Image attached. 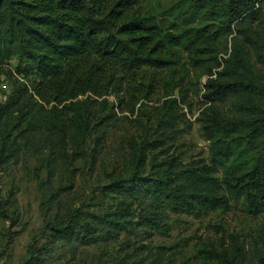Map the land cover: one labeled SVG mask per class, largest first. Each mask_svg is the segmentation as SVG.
Wrapping results in <instances>:
<instances>
[{"label":"trees","instance_id":"obj_1","mask_svg":"<svg viewBox=\"0 0 264 264\" xmlns=\"http://www.w3.org/2000/svg\"><path fill=\"white\" fill-rule=\"evenodd\" d=\"M179 2V22L166 29L139 11V0H0V76L13 80L0 103V123L13 116L15 129L24 124L17 137L36 132L53 145L51 180L56 161L66 163V145L89 133V103L99 98L104 103L122 89L145 97L159 86L140 71L175 64L171 50L182 49L208 75L196 121L210 142V164L179 168L170 162L152 178L138 173L143 160L136 156L134 174L112 179L104 189L124 206L128 200L147 201L150 209L138 223L152 229L164 226L167 210L207 214L229 208L231 200H241L247 214L264 217V0ZM194 17L197 24L188 25ZM12 59L15 72L1 65ZM170 127L166 121L165 138ZM125 217L103 213L47 225L55 242L75 247L114 237L132 223ZM244 251L235 240L229 248L222 242L206 250L223 264H242ZM256 259L264 264V242Z\"/></svg>","mask_w":264,"mask_h":264},{"label":"rangeland","instance_id":"obj_2","mask_svg":"<svg viewBox=\"0 0 264 264\" xmlns=\"http://www.w3.org/2000/svg\"><path fill=\"white\" fill-rule=\"evenodd\" d=\"M179 1L139 0V11L170 29L183 12ZM189 21L184 24L196 25L198 18ZM253 28L258 29L256 23ZM233 35L240 39L236 32ZM171 52L175 64L140 71L159 86L150 87L145 97L122 89L108 94L104 103L100 98L89 103L85 111L89 133L86 139L66 145V163L56 161L51 180L48 162L56 155L53 145L36 132L17 137L24 124L15 129L13 116L0 123V264H223L206 250L221 248L222 242L229 248L232 240L245 250L242 264H258L264 217L247 214L241 200H231L229 208L207 214L167 210L162 216L164 226L152 229L138 223L150 209L147 201L128 200L124 206L104 189L112 179L134 174L136 156L143 160L138 173L152 178L161 175L170 162L179 168L210 164V142L196 121L202 108V85L208 77L206 67L193 65L182 49ZM1 63L16 71L15 59ZM28 79L34 77L28 75ZM12 87L13 80L1 75L0 103ZM220 107L229 110L227 105ZM166 121L172 123L167 138ZM147 145L144 154L140 150ZM214 173L223 175L222 171ZM103 213L126 216L132 223L114 237L104 235L88 245L75 242V247L55 242L50 235V222L65 221L64 217L66 222L71 217L83 222Z\"/></svg>","mask_w":264,"mask_h":264}]
</instances>
